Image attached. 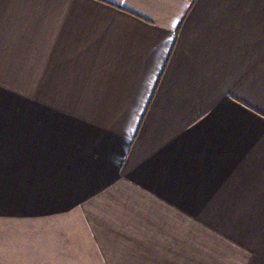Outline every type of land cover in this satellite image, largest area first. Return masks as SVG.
<instances>
[{
	"label": "crops",
	"instance_id": "1",
	"mask_svg": "<svg viewBox=\"0 0 264 264\" xmlns=\"http://www.w3.org/2000/svg\"><path fill=\"white\" fill-rule=\"evenodd\" d=\"M0 264H264V0H0Z\"/></svg>",
	"mask_w": 264,
	"mask_h": 264
}]
</instances>
